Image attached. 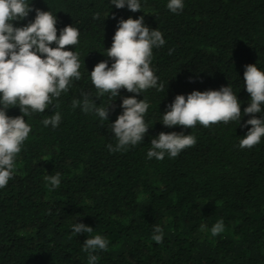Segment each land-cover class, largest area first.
Returning <instances> with one entry per match:
<instances>
[{
  "label": "trees",
  "instance_id": "trees-1",
  "mask_svg": "<svg viewBox=\"0 0 264 264\" xmlns=\"http://www.w3.org/2000/svg\"><path fill=\"white\" fill-rule=\"evenodd\" d=\"M167 2L139 0L141 11L131 12L111 0H29L56 16L57 35L65 25L79 30V43L68 50L79 54L81 79L53 100L59 107L25 117L31 132L12 179L0 188V264H88L83 242L95 235L108 241L107 251L93 253L96 264H264V137L250 149L239 147L251 127L244 125L245 65L264 71V0H184L179 13ZM140 16L165 39L150 65L165 92L121 89L111 103L108 93L96 97L89 72L102 60L111 65L104 53L118 21ZM34 17L31 11L12 23L21 27ZM221 86L240 101V123L189 129L160 121L177 94ZM82 92L97 107L110 103L108 121L72 108ZM133 95L149 104L148 132L140 144L110 152L107 145L116 144L110 124L122 113V97ZM57 111L60 124L44 126ZM6 114L22 115L18 106ZM255 115L264 118V106ZM173 131L194 135L195 146L175 158L149 159L151 139ZM57 172L60 186L49 190L44 178ZM220 219L225 231L212 236ZM76 222L93 232L74 234ZM156 225L163 229L159 244L151 239Z\"/></svg>",
  "mask_w": 264,
  "mask_h": 264
},
{
  "label": "clouds",
  "instance_id": "clouds-1",
  "mask_svg": "<svg viewBox=\"0 0 264 264\" xmlns=\"http://www.w3.org/2000/svg\"><path fill=\"white\" fill-rule=\"evenodd\" d=\"M112 5L121 9L127 7L131 12L141 11L139 0H111ZM166 7L172 13L184 8V0H168ZM31 11L35 17L24 26L16 27L12 21L26 18ZM96 13L94 18H98ZM115 18V17H113ZM57 18L49 11L33 9L29 0H0V188L7 186L15 172V160L28 139L31 126L25 117L33 113H43L62 93L69 91L73 80L81 79L79 54L68 47L79 43L80 32L72 25H65L57 35ZM55 44V47L50 45ZM165 39L156 28L145 25L144 17L120 19L112 37L111 46L105 49L107 60L94 65L90 79L94 85L96 97L110 94V103L121 89L129 93L142 94L150 88L165 92V86L150 67L153 49L162 47ZM171 54V50H169ZM244 87L250 96L243 114L249 115L244 125H251L245 136L239 141L241 149L252 148L264 137V118L256 113L264 106V71L255 64L245 65L243 73ZM81 99H73L72 108L79 107L85 114L93 113L101 120L108 121L109 105L97 107V103L88 93H81ZM22 115L9 116L6 110L17 107ZM122 113L111 122V131L116 144L107 145L110 152L126 151L143 141L149 126L144 116L149 104L135 95L122 97ZM160 121L165 127L180 126L192 129L200 124L210 127L218 123H240L242 112L240 101L230 86H221L218 90H193L187 96L177 94L166 106ZM61 122L60 112H55L42 123L44 126L57 127ZM194 135L183 132H160L150 141L147 151L149 159L163 160L167 154L175 158L186 148L195 146ZM50 189L58 188L60 173L45 176ZM202 230L206 226H201ZM225 231L222 219L211 227L212 236ZM74 234L92 233L93 228L84 223L72 225ZM157 244L163 241V229L156 225L151 237ZM82 250L88 253V264H96V250H108V241L102 235L86 238Z\"/></svg>",
  "mask_w": 264,
  "mask_h": 264
}]
</instances>
